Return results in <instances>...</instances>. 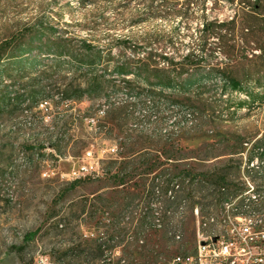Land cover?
<instances>
[{"label": "rangeland", "instance_id": "obj_1", "mask_svg": "<svg viewBox=\"0 0 264 264\" xmlns=\"http://www.w3.org/2000/svg\"><path fill=\"white\" fill-rule=\"evenodd\" d=\"M76 1L0 0V264H167L195 247L196 226L188 201L181 217L168 205L166 181L187 186V174L208 173L227 175L225 189L254 188L239 152L264 135V0H179L189 21L145 20L137 2ZM41 22L65 40L28 34ZM48 43L68 56L35 48ZM21 45L33 50L20 56ZM163 57L175 67L162 71ZM227 78L248 95L231 92ZM150 98L162 105L161 124L131 128ZM161 126L166 136L155 133ZM87 151L98 176L61 178ZM162 209L171 226L183 218L171 227L179 240L153 227Z\"/></svg>", "mask_w": 264, "mask_h": 264}, {"label": "trees", "instance_id": "obj_2", "mask_svg": "<svg viewBox=\"0 0 264 264\" xmlns=\"http://www.w3.org/2000/svg\"><path fill=\"white\" fill-rule=\"evenodd\" d=\"M156 1L157 0H77L76 3L78 6L85 9L87 7L99 8L102 6H110V7L128 6L132 2H137L143 6L144 13L141 16H144L143 18L145 20L156 19V18L166 19L169 17L172 19H176V17H180V18L185 19L186 21L193 19V15L190 14L189 11L187 10L182 11V10L177 9L178 8L177 3L179 0H159L155 6ZM190 2L191 0L186 1L185 4L187 8ZM201 2L203 3L204 1H200V3ZM162 4H164V6L166 4H170L171 7L169 8L168 14L165 13V11H162V8H163ZM99 20H101L102 22L106 21V19L103 16V12L100 13ZM201 26L203 29L202 31L204 33V31L210 25L206 22V20H203ZM29 33L50 34L51 36H54L53 37L54 41H64L65 38L63 37L66 35L65 31L57 32V30H52V28L49 25L43 22L37 23L36 25H34L31 29L28 30V34ZM19 36L22 37V34H20ZM7 45L8 43L6 41L0 43V62L2 61V57L5 55L4 51ZM35 48L40 51L44 49V52L53 53L57 56H65L68 54L67 52H65V49H63L64 47H54L52 43H48V45H44L43 47H35ZM85 49L88 52L97 50L96 47H93L92 44H89V43L85 45ZM32 50H33V47H23V45H21L19 47L18 54L20 56L23 54H29ZM201 50L204 51L205 48H202ZM81 65L83 64L81 63ZM158 66H160V64L155 65L156 68ZM170 67L171 68L175 67V63L172 60L166 57H163L162 58V71H164V68L168 69ZM116 72L118 74H123V73H126L127 71H125L123 68H118ZM224 80L230 86L231 92H238L241 94L248 95V93L240 87V84L236 80L232 78H229V79L227 78ZM87 93H89L88 90H87ZM243 150L245 151H242L239 153L240 154L245 153L244 154L245 159L243 162L244 174L246 177L249 178L247 179L248 184H250L249 181L254 184L252 185V187L254 186L253 190L250 191L248 194H254L258 199L256 203L248 204V207H249L250 212L256 213L257 215L264 217V135H262L258 140H256L255 143H253L248 149L245 148ZM254 163H255V166H254ZM240 166L242 165L240 164ZM254 175H257L258 178L256 181H259L258 183H256V181L254 180L251 181ZM90 179L91 178H86L84 180L75 181L73 182V184L79 183L80 181L90 180ZM184 179L185 180L183 182H186L187 186H180L179 184L172 185V182L166 181L164 183L165 187L163 189L164 191L163 195L165 196L167 203L168 202L170 203L168 205L169 206L171 205L174 207L175 213L180 215L178 217H181V210H182L181 204H183L182 202L184 201H188L190 203V207L188 209L191 210L192 217H193V210L195 208H198L202 217L209 218L211 216H216V214L219 213V211L222 209L223 203L227 201L228 198L233 200L236 197L242 196L246 192H248V190L239 188L237 184L233 182L228 183L227 185L229 188L225 189L222 186V184L226 182L227 175L220 176L216 174L197 173L195 175L187 174V176H185ZM120 185H123L122 181ZM170 185H172L171 189H169ZM246 199H247L246 197L241 198L238 201L237 206L239 208H242L245 204ZM155 215L158 216L157 213H155ZM170 215H171V212L168 211V209H165V210L162 209V221L156 219L157 222L153 223V227L158 228L160 231L162 230L163 237L164 235L167 236L168 234H170L171 240H172V239H175L176 236H178L175 233L176 230L173 231V229H177V227H182L183 224L181 220L183 218L179 219L175 226L172 225L173 226V229H172L171 228L172 226L170 224H172L173 218H171ZM38 232L39 230H37L33 234L26 235L24 237V240L26 242L31 241L35 237V234H37ZM141 242L142 241L140 239H137L135 240L134 243L138 247L137 244ZM193 250L194 248H191L188 251L177 253L176 255H173L172 258L180 254H187L188 252H191V251L193 252Z\"/></svg>", "mask_w": 264, "mask_h": 264}, {"label": "built area", "instance_id": "obj_3", "mask_svg": "<svg viewBox=\"0 0 264 264\" xmlns=\"http://www.w3.org/2000/svg\"><path fill=\"white\" fill-rule=\"evenodd\" d=\"M161 117L162 105H156V102L150 98L149 103H143L141 111L134 113L135 120L130 127L140 132H152V125L158 124ZM185 117V121L191 124V114L185 113ZM155 133L162 137V135L166 136L168 131L162 130L161 126ZM110 152L115 153V148ZM98 174L92 152L87 151L80 160L71 163L66 173L61 174L60 177L65 181L75 182L95 178ZM248 195L250 194L225 201L219 211V217L204 218L198 208H195L193 210L196 226L194 250L174 256L167 264H264V217L250 212L248 204L256 203L258 199L255 195L251 197ZM245 197L247 199L244 206L239 208L238 201ZM175 239L179 240L180 237L176 236Z\"/></svg>", "mask_w": 264, "mask_h": 264}, {"label": "water", "instance_id": "obj_4", "mask_svg": "<svg viewBox=\"0 0 264 264\" xmlns=\"http://www.w3.org/2000/svg\"><path fill=\"white\" fill-rule=\"evenodd\" d=\"M213 241H215V239H213Z\"/></svg>", "mask_w": 264, "mask_h": 264}]
</instances>
